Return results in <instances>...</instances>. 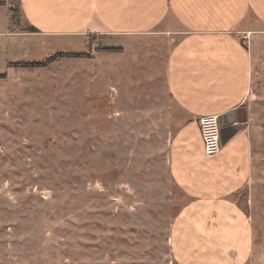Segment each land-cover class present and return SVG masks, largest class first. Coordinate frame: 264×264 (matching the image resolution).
Masks as SVG:
<instances>
[{
  "label": "rangeland",
  "instance_id": "1",
  "mask_svg": "<svg viewBox=\"0 0 264 264\" xmlns=\"http://www.w3.org/2000/svg\"><path fill=\"white\" fill-rule=\"evenodd\" d=\"M2 1L0 264H180L172 224L189 199L168 169V96L158 77L134 74L157 46L134 41L129 48L140 53L121 60L91 37L87 57L4 68L6 59L47 57L20 38L28 28L20 0ZM8 28L15 38L1 34ZM69 35L51 42L71 52L78 46ZM257 35L247 103L252 174L238 194L253 233L247 264H264V32Z\"/></svg>",
  "mask_w": 264,
  "mask_h": 264
},
{
  "label": "crops",
  "instance_id": "2",
  "mask_svg": "<svg viewBox=\"0 0 264 264\" xmlns=\"http://www.w3.org/2000/svg\"><path fill=\"white\" fill-rule=\"evenodd\" d=\"M20 7L28 27L37 29L20 38L45 47L47 58L62 52L52 42L65 34L78 46L71 53H86L91 37H98L109 58L121 60L130 50L139 52L129 48L134 41L157 46L149 65L142 59L148 67L134 74L158 77L168 96V169L189 199L172 224L174 256L180 264H247L253 233L238 194L252 174L247 103L257 34L264 32V0H20ZM1 34L16 37L9 28ZM34 61L44 60L24 62ZM3 62L5 68L14 61ZM241 107L246 114L237 112ZM228 113V138L210 158L200 118Z\"/></svg>",
  "mask_w": 264,
  "mask_h": 264
},
{
  "label": "built area",
  "instance_id": "3",
  "mask_svg": "<svg viewBox=\"0 0 264 264\" xmlns=\"http://www.w3.org/2000/svg\"><path fill=\"white\" fill-rule=\"evenodd\" d=\"M200 128L205 154L210 158L216 157L222 149V126L220 116H202L200 118Z\"/></svg>",
  "mask_w": 264,
  "mask_h": 264
},
{
  "label": "trees",
  "instance_id": "4",
  "mask_svg": "<svg viewBox=\"0 0 264 264\" xmlns=\"http://www.w3.org/2000/svg\"><path fill=\"white\" fill-rule=\"evenodd\" d=\"M3 4V1L0 0V5ZM28 32H36L37 29L34 27H28L27 28ZM88 54L86 53H71V52H57L54 55L49 56L46 60L44 61H34V62H17V63H11V65L18 66V67H39V66H47L51 62L57 60L58 58L61 57H87ZM6 74L2 73L0 74V78L5 77Z\"/></svg>",
  "mask_w": 264,
  "mask_h": 264
},
{
  "label": "water",
  "instance_id": "5",
  "mask_svg": "<svg viewBox=\"0 0 264 264\" xmlns=\"http://www.w3.org/2000/svg\"><path fill=\"white\" fill-rule=\"evenodd\" d=\"M239 111H243L245 112L246 114V109L244 107H241L240 109L237 110V112ZM233 114V113H232ZM231 113H228V114H225V115H222L221 117V126H222V142L224 143L228 137H226L227 133L229 132L230 130V116L232 115ZM246 120V116H245V119Z\"/></svg>",
  "mask_w": 264,
  "mask_h": 264
}]
</instances>
